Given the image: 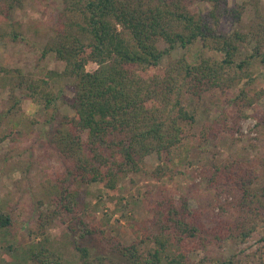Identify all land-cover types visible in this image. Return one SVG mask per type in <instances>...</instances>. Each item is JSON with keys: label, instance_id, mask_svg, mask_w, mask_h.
Segmentation results:
<instances>
[{"label": "trees", "instance_id": "obj_1", "mask_svg": "<svg viewBox=\"0 0 264 264\" xmlns=\"http://www.w3.org/2000/svg\"><path fill=\"white\" fill-rule=\"evenodd\" d=\"M22 2L0 0V15L10 20L11 12ZM196 4H207L208 9L197 10ZM241 14L228 0H61L40 55L51 53L64 64L62 75L70 81L71 94H58L50 88L49 78L56 72L48 73L47 78L20 76L17 84L25 82V95L44 103L50 122L57 118L48 111L55 100L73 112L61 116L46 143L65 160L63 170L55 172L46 186L52 208L46 218L57 217L66 226V236L83 263L264 264V247L260 252L228 257L208 254L225 240L240 243L256 230L257 217L264 215V184L252 185L263 175L262 171L254 173L256 165L246 168L234 161L214 165L207 177L209 187L231 199L219 204L225 216L211 227L183 196L156 200L139 240L154 244L146 253L138 252L139 243L123 245L107 237L101 226L85 219L84 207H79L86 194V189L80 190L82 185L102 182L114 191L122 175L142 170L145 156L155 153L161 159L173 154L185 137L182 123L192 124L196 119L184 104L186 94L200 96L251 79L252 60L264 61L263 23L256 22L247 33L235 29L226 33L220 28L223 21H239ZM9 32L10 40L19 39L13 26ZM5 33L0 29V38ZM248 37L254 38L255 45L248 55L238 58ZM198 40L223 56H203L196 62L181 56L160 67L164 56L176 47L187 48ZM88 61L96 67L87 70ZM260 95V91L251 95L241 88L229 103L240 114ZM9 113L5 115L9 117ZM18 117L22 119V115ZM255 118L256 127L264 128V114ZM223 119L220 114L204 123L199 137L208 140L215 136L216 125ZM12 216L0 202V229L12 227ZM92 239L99 241L100 252L93 251L97 246ZM195 250L203 254L197 262L189 256ZM24 257L34 264L68 263L63 251L53 247L46 236L28 245Z\"/></svg>", "mask_w": 264, "mask_h": 264}, {"label": "rangeland", "instance_id": "obj_2", "mask_svg": "<svg viewBox=\"0 0 264 264\" xmlns=\"http://www.w3.org/2000/svg\"><path fill=\"white\" fill-rule=\"evenodd\" d=\"M228 4L239 7L242 14L235 23L223 21L220 28L224 32L235 29L247 33L256 22L264 25V0H228ZM60 8L61 0H23L22 5L11 12L10 20L0 15V29L6 32V37L0 38V202L14 217L10 229H0V264H34L24 257V250L44 236L53 247L63 251L67 264H85L68 240L66 226L59 223L57 217L46 218L52 209L46 186L54 173L65 166L61 154L46 143L61 116H71L73 112L55 100L54 107L48 111L54 112L57 118L50 122L44 114V103H37L25 95V82L17 84L20 76L38 79L56 72L49 78L50 88L58 94H71L70 81L62 75L64 64L55 60L51 53L40 55ZM195 8L206 11L208 5L196 4ZM10 22H15L12 26L19 33L17 41L9 39ZM248 38V42L241 45L238 58L252 51L255 41ZM261 51L264 56V45ZM181 56L196 62L203 56L219 59L223 54L204 47L198 40L187 48L176 47L170 55L164 56L160 67ZM259 60H252L250 80L244 78L227 89L208 90L200 96H184V104L195 113L196 119L192 124L182 123L185 137L172 155L161 159L155 153L145 156L142 170L122 175L114 191L103 187L102 182L82 185L80 190L86 189V194L79 207H84L85 219L101 226L113 241L123 245L138 244L151 216V207L166 195H173L175 199L185 197L189 207L201 212L202 221L208 227L225 216L220 213L219 204L229 202L231 197L223 192L217 194L207 181L214 165L226 161L240 162L245 167L256 165L254 173L262 171L263 175H258L252 185L264 184V128L256 127L255 118L264 114V61ZM95 67L92 61L85 66L87 70ZM241 88L251 95L261 92L252 107L240 112L242 116L229 103ZM9 110L8 117L5 114ZM220 114L224 119L216 125L215 136L211 135L208 140L200 138L204 125ZM19 115H22L20 120ZM256 222V230L246 240L240 243L225 240L208 254L228 257L260 252L264 247V215L258 216ZM81 241L84 243V239ZM97 242V239L92 242L97 246L93 250L95 253L103 249ZM153 247L154 244L146 240L139 243L138 252L146 253ZM189 256L197 262L203 254L195 250Z\"/></svg>", "mask_w": 264, "mask_h": 264}]
</instances>
